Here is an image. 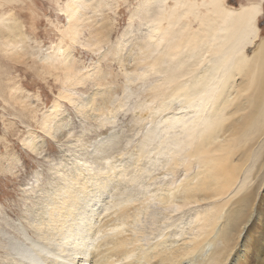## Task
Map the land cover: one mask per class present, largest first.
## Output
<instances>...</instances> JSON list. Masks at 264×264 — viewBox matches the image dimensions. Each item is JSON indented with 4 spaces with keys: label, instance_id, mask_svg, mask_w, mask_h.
<instances>
[{
    "label": "bare ground",
    "instance_id": "1",
    "mask_svg": "<svg viewBox=\"0 0 264 264\" xmlns=\"http://www.w3.org/2000/svg\"><path fill=\"white\" fill-rule=\"evenodd\" d=\"M6 1H9L8 3L10 1L17 2V0H2L1 2L5 3ZM108 1L63 0L56 9L57 13L63 14L65 18L63 29L61 33L59 32L61 40L68 39L69 43L78 45L79 37L87 27L89 36L82 43V47L88 49L93 45V48H90L94 49L96 46L97 50L103 38H106L104 36L107 33L103 35V28L107 29L108 26L107 28H97L99 26L96 27L95 23L99 24L101 13L103 14L105 8H110ZM263 3L264 0H248L238 6H233L229 5L226 0H143L139 2V5L136 4L138 6L134 7L135 10L131 15L137 21V25L145 27V32L137 43V51L132 56L133 58L129 59L131 65L125 66L130 68L122 66L123 74L127 82L138 81L139 91L147 88V94H150L149 98L155 102V106L151 107V104H146L150 108L144 115H147L145 117H149L150 120L138 146L139 158L150 155V149L154 146L150 145L155 141L157 147L151 163L156 161V156H165L163 162L164 165H167L165 167L167 172L175 173L179 168H183L185 175H188L186 177L184 175L178 184L172 180L170 184L168 183L169 185L163 186L160 192L155 194L154 200L163 205L165 209H169L166 216L172 212L184 211L190 206L195 207L197 204L207 203L208 206L202 211L195 212L191 227L192 233L189 236L180 237L181 239L174 243L168 238L162 237L152 245L144 246L139 230H134L135 228L129 227V224L131 225L137 220L138 213L142 209L147 208L145 201L148 197L145 201L132 205L127 197V186L123 188L127 198L124 197V200L122 198V202H110L109 200L112 199H105L108 202L103 201L104 203L109 204L110 202L107 206L100 202L101 196L104 195H101V191L109 195L112 194L109 192L111 191L109 190L111 189L110 185L108 187L104 180H113L114 182L115 178L112 176L119 177L116 180L120 182L115 186L122 192L121 181L129 182L131 186L139 179L136 177L125 178L126 176L122 172L125 169H119V173L115 172L117 167L110 163H107L104 170L94 173L95 175L90 171L89 179L86 177L87 174L84 175V159L82 164L80 163L81 165H78L77 161L76 164L74 163L73 170L68 176L62 179L59 177L61 183L54 185L55 188H53L57 197L51 198L50 205L47 202V208L43 210L46 214L42 212V215L45 214L46 217L43 220L40 218L41 222L38 219L40 223L36 225L38 227L36 230H39L41 235H37V239L39 243L45 244V247L34 243L31 246L23 245V248L21 242L18 243L17 240L11 239L9 231L14 227L13 223L11 225V222L7 221L8 217L1 211L3 220L0 219V237L5 242L3 247L6 250L7 248L13 249L12 245L16 251L18 250L15 264H224L228 261L227 259L230 258L232 250L238 245L239 239L241 240L244 233L247 232V224L253 215L256 216L258 213L257 219L261 218L264 221V210L255 207L256 194L261 187L256 184L244 196H247L244 199V204L249 207V211L246 217L242 218V222L237 224L236 238L230 236L231 233L230 235H227L229 233L224 234L225 228L228 226L226 224L216 235L218 232L216 231L217 223L222 218L228 202L241 192L246 193L248 190L246 185L253 173V167L252 165L247 167L246 163L249 160L257 161L264 155L262 154L264 142L261 144L262 141H259L260 137L264 135V36H261L258 26V19L263 15ZM2 16L0 15V26L6 21ZM90 18L94 23L89 22L90 24H87L89 26L85 25L87 20L91 21ZM13 22L11 21L12 24ZM7 24L5 23L6 26ZM15 28L12 30L15 31ZM6 29L8 30L9 27ZM20 32V29L16 32L18 38ZM16 33L13 34L16 35ZM106 39L108 41V38ZM10 43L16 44L14 41ZM11 44L6 43L10 46ZM14 46L16 45L12 47L14 48ZM120 46L110 49L116 53ZM54 47V52L47 56L48 62L46 63L50 67L61 68L64 71V79L70 80V85L75 84L76 86L85 83L87 78H95L98 82L100 74H104L105 71H101L100 65H97L94 74L86 73L87 78H83V75H78L79 70L77 71V68L72 65V61L67 59L68 49L71 46L67 47L68 49L59 44ZM250 47H255L251 55L248 54ZM113 54L111 53V55ZM118 54H116L117 57ZM122 55H125V52ZM110 57L112 58V56ZM124 57L126 58V56ZM119 64L122 63L119 62ZM236 76L237 78L238 76L244 77L245 82L236 83ZM152 77L153 79H151ZM239 79L241 78L239 77ZM122 94L123 98L117 105L118 109L122 107V102L128 101L132 92L127 90V86L122 85ZM242 94H246L245 102L235 103ZM62 97L68 98L71 103L75 101L70 94H64ZM10 98L15 101L13 96ZM92 98L91 104L94 100V97ZM17 99H20V102L24 101V97ZM150 99L146 101L150 102ZM3 100L7 102L6 99ZM173 102H179V105L173 108ZM234 103L236 106L231 111L234 110L228 113L230 109H227ZM59 109L60 104H54L53 108H50L51 112L49 111L47 115H57ZM239 112L244 115L243 123L238 127L236 125L224 127V123L231 116L233 117L232 113L236 115ZM113 113L112 111V115ZM22 115L20 117H24ZM42 119V125L46 124L44 129L47 135L50 136L54 130H58L54 128L51 131L50 117L43 116ZM21 120L23 119L21 118ZM237 123L234 122V124ZM246 144L248 147L236 155L240 150L239 147ZM256 144L258 148L254 149ZM29 147H34V145L31 143ZM100 156L104 157V154ZM262 161L259 162L258 170H262ZM194 165L196 166L195 171L189 174ZM245 165L247 168L244 167ZM74 171H79L81 176L74 174ZM76 173L78 174V172ZM142 173L143 170L141 175ZM174 183L175 185H173ZM112 184L111 187H114L115 183ZM105 189L109 191L106 192ZM118 189L116 190L114 187L113 190L118 191ZM46 197L48 195L45 194L44 198L46 199ZM45 199L42 202L44 204L46 203ZM84 202L85 208L77 207ZM99 202L101 204L97 210L95 205ZM41 208L40 205L39 209ZM260 213L263 215L260 216ZM76 215H78V222H76ZM29 221L31 220L29 219ZM36 222L38 221H35V224H37ZM31 223L29 222V224ZM32 226L35 228V225L31 224ZM72 229L76 230L74 232L77 235L74 241L71 240L73 243L68 245ZM223 234L224 239L226 235L229 236L226 241L224 239L222 241ZM55 238L58 239L56 242L58 246L53 252V249L50 248L51 245L48 244L49 239ZM89 240L93 241L94 245L91 244L90 248H87ZM216 240H219L216 250L211 251L209 256L200 257L205 246L216 244ZM55 245H52L53 248ZM49 248L52 253L48 252ZM3 251L5 250L3 249ZM10 251L7 250V252ZM75 252L79 253V256H76ZM10 254L12 253L10 252ZM237 255H233L234 260ZM254 256L255 264H264V241L263 245L256 248ZM7 259L11 260L8 257ZM252 264L254 263L252 262Z\"/></svg>",
    "mask_w": 264,
    "mask_h": 264
},
{
    "label": "rangeland",
    "instance_id": "2",
    "mask_svg": "<svg viewBox=\"0 0 264 264\" xmlns=\"http://www.w3.org/2000/svg\"><path fill=\"white\" fill-rule=\"evenodd\" d=\"M1 1L2 0H0V15H3L2 17L6 20L5 23L8 24L6 26L4 23L0 26V219L3 217H1V215L4 213V215L8 217L7 221L11 222V225L13 223L12 226L14 227L10 229L9 232L11 233H9V237L13 240H17L18 243L21 242L22 246H31L34 245V243H39L37 235H39L40 232L36 230V225L46 217V213L43 210L47 208V202H49L50 205V201L57 197L55 196L56 192L53 191V188H55L54 185L60 184L61 180H59V177L62 179L68 176L73 170V165L77 162L78 165H81L84 159V175L87 174L86 177L89 179L90 177L88 175L90 171L95 175L94 173L104 170L107 163L117 167L115 172L119 173V169H125L124 171L121 170L125 174V178L136 177V179H139L138 182L134 183V185L131 184V186L129 182L126 183V181H121L122 192L115 186L120 182L116 180L119 177L112 176V178H115L114 182L113 180H104V183L107 184L108 187L110 185L109 188H111L109 189L111 191L105 189L106 192L109 191L112 194L109 195L101 191V195H104L101 196L100 202L107 206L112 201L122 202V198L124 200L128 197L133 205L134 203L139 204V202L145 201L148 197L145 201L147 203V208L142 209L138 213L137 220L132 222L131 225L129 224V227L135 228L134 230H139L141 242L144 246L148 247L162 237H166L169 241L174 243L180 240V237L189 236V234L192 233L191 227L193 225L195 212L202 211L208 204L200 203L195 205V207L190 206L184 211L172 212L170 213L171 215L169 214L166 216L165 214L169 209H165L163 205L158 204L159 202L154 200L155 194L160 192L163 186L169 185L172 180H175V183L178 184L180 180L184 178V170H182L183 168H179L175 173L167 172L165 169L167 165H164L163 162L165 156H156V161L151 163V160L154 159L157 147L155 141L150 145L154 146L150 149L151 153L149 156L140 159L138 153L141 137L144 134L146 126H149L150 120V118L145 117L147 115L144 114H147L149 111L148 108L155 106V102H152L149 98L150 94H147V88L139 91L140 85L137 83L138 81L131 83L126 81L122 68L126 65H131V60L129 59L133 58L132 56L137 51V43L145 32V27L143 25H141V27L137 25V21L131 16L133 10H135L134 7L136 8L139 2L143 0H106L110 8L104 9L103 14L101 13L100 23H95V26H99L97 28H107L108 26L107 29L103 28V35L107 33L104 37L108 38V41L106 38H103L99 46L101 50L98 47V51L95 45V50L92 49L93 45L90 46L92 48L88 47L89 50L82 47V43L85 42L89 36V31H87L86 26L84 32H82V35L79 37L80 43H78V45H76L77 43H69L70 41L68 39H63L65 42L61 40L60 33L63 29L62 25L65 18L63 14L57 13L56 9L58 5L62 4L63 0H19V2L17 0V2L10 1V3H8L9 1L5 3ZM246 1L226 0L229 5L233 6H238L240 3H245ZM137 3L138 5H136ZM4 12L5 14H3ZM6 18L8 21L10 19V21L8 22ZM11 21H15L16 23L13 22L12 24ZM92 21L93 19H91V21L87 20L85 25L90 23L93 24L94 21ZM15 26L17 27L15 28ZM258 26L261 31V36H264V3L263 15L258 19ZM7 27H9L8 30L6 29ZM14 28L15 31H13ZM19 29L21 32L20 34L18 33L20 35L18 38L16 32H18ZM13 33H16V35ZM9 41L12 43L14 41L16 44H11ZM62 41L63 44L61 43ZM6 43L11 44V46L6 45ZM58 44L63 46V48L71 46L69 47L70 49L67 48L69 52L67 59L69 58L72 61V65L77 68V71L79 70L78 75H83V78H87L86 73L94 74L97 65H100V70L105 72L104 74H100L99 83L95 78H87L85 83L76 86L75 84L70 85V80L64 79V71L61 70V68L58 67V69H56L50 67L46 63L48 62L46 58L54 52V45L56 46ZM124 44L126 46L125 48ZM13 45L16 46L13 48ZM116 46H120L118 50H122H116V53H114L115 51L112 52L111 49ZM121 47H123L125 51H123L124 49ZM127 48L132 52H129ZM254 48L255 47H250L248 50L249 55H251ZM124 52L125 55L121 56ZM111 53H114V56H116L117 53L119 54L118 57H114ZM103 54L104 57H102ZM110 56H112V58ZM124 56H126V58ZM123 57L129 61L127 62ZM119 62L122 64H119ZM239 77L242 80L239 79ZM243 78L242 76H238V78L236 76V83L245 82V78ZM151 79H153V77ZM148 81H150V78H148ZM122 85L127 86V90L132 92V94L128 101H124L125 103L122 102V107L118 109L117 105H119L118 103L122 101L121 98H123ZM64 94H70V96L74 97L75 101L71 103L68 98H63L62 95ZM246 94L240 95L235 103L240 104L245 102ZM12 96L15 98V101L10 98ZM18 97H24V101L20 102V99H17ZM92 97H94V100L91 104L90 100ZM3 99H6L7 102H4ZM148 99H150V102L146 101ZM175 102H173V108L179 105V102ZM235 103L227 109H230L228 113L234 110L231 111V109L236 106ZM54 104H60V109L57 112L58 116H48L47 114H49L50 108H53ZM146 104L151 105L149 107ZM91 106L92 108H90ZM112 111L114 112L113 115ZM232 114L234 118L231 116L224 123L226 125H224V127L235 125L238 127L243 123V114L240 112L236 115L235 113ZM239 114L240 116H238ZM21 115L25 118L20 117ZM43 116L50 117L51 124L49 127H51V131L54 130V128L58 129L54 130L52 134L53 137L52 135L49 136L46 134L44 129L46 128V124L42 125L41 123ZM21 118L23 120H21ZM234 122L239 123L234 124ZM113 135L114 137H112ZM263 140L264 135L260 137L259 141H262L261 144H263ZM31 143L34 147L30 148L29 146H31ZM256 146L257 144L254 146V149L258 148V146ZM247 147L248 144L239 147L240 150L237 151L236 155ZM262 151L264 152V145ZM94 152H96V154H94ZM263 152L262 154H264ZM103 154L104 157L100 156ZM262 156L257 161L251 159L253 162L249 160L246 163L247 167L251 165L253 167V173H251L249 182L246 185V189L248 190L246 193L241 192L228 202L223 211L224 214L222 218L217 223L216 231L218 232H216V235L221 232L222 226L226 224L229 227L225 225L226 233L224 232V234L229 233L227 235H230L231 233L230 236L234 239L236 238L237 224L242 222L249 211V207L244 204V199L247 196H244L248 194L256 184L261 187L256 194L255 207L264 210V155ZM97 158H101V162ZM261 161L262 170H258ZM246 165L244 166L245 168H247ZM195 169L196 166L194 165L189 171V174H192ZM142 170L143 173L141 175ZM256 170L257 172L255 173ZM76 172H78V174ZM74 174L81 176L79 171H74ZM186 176L188 175L186 174L185 177ZM115 181L118 182L116 183ZM112 183H115L114 187L116 190L118 189V191L113 190L114 187H111L113 186ZM175 183L173 185H175ZM124 187L128 189H126L127 197L123 190ZM48 192H52V194H48ZM45 194L46 196L48 195L49 199H47L48 197H46V199L44 198ZM111 195H114V198ZM43 199L46 201L45 204L42 203ZM105 199L112 200H109V204H106L104 202L108 201ZM100 202L95 205L97 210L100 208ZM40 205L43 209H39ZM77 207L85 208V202ZM1 211H3V213H1ZM42 212L45 214L42 215ZM34 215L37 216L35 217ZM261 215H263V213H260V216ZM258 217L259 214L257 213L256 216L253 215L250 219L249 224H247V232L244 233L241 240L239 239L238 245L232 250L230 258L227 259L228 261L224 264H252V262L255 264L254 255H256V248L263 245L264 241V221L261 218L257 219ZM40 218L42 220H40ZM234 218L235 220H233ZM77 219L78 215H76V222H78ZM35 221H38L36 222L37 224H35ZM29 222L35 225V228H33L34 226L31 227ZM49 228H52V226H49ZM72 230L70 231L72 233L69 234L73 237L71 238L69 235L68 245L73 243L72 241L75 240L77 235L75 234L76 232H74L76 230ZM228 230H231V232ZM224 234L222 241L224 239ZM227 235L225 236V241L229 238ZM51 236L53 237V235ZM245 236L246 238L244 239ZM1 239L0 264H12L16 262L18 250L16 251L12 245L14 250L7 248L9 251L12 250L10 251L12 254H10V252H7L3 247V243L5 242ZM57 240V238L52 240L49 239L48 245H51V247H47H50L51 250L53 249V252L57 249ZM88 242L90 243H87V248H90L89 246L91 244L92 246L94 245L93 241L89 240ZM42 244L43 243L40 242L38 245L45 247V244H43L44 246ZM52 245H55L54 248H56L54 249ZM218 245L219 240H216V244L212 243L205 246L200 257L209 256L211 251L216 250L215 248L218 247ZM50 248L48 252L52 253ZM3 249L6 252L3 251ZM75 253L76 256H79V253ZM234 254H238L235 260L233 259ZM7 257L12 261L7 259ZM50 258L52 259V257Z\"/></svg>",
    "mask_w": 264,
    "mask_h": 264
}]
</instances>
